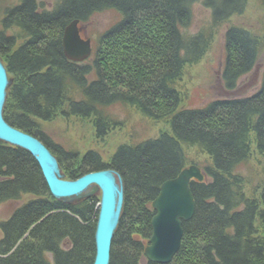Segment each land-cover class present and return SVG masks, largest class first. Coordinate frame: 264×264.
Returning <instances> with one entry per match:
<instances>
[{
	"label": "trees",
	"instance_id": "trees-1",
	"mask_svg": "<svg viewBox=\"0 0 264 264\" xmlns=\"http://www.w3.org/2000/svg\"><path fill=\"white\" fill-rule=\"evenodd\" d=\"M39 2V3H38ZM193 0H60L45 13L40 0H22L0 19V58L10 86L6 122L43 143L69 181L104 170L124 183V206L111 249L110 264H155L145 257L152 236L151 209L161 186L189 167L186 148L206 157L202 182L193 181L196 202L183 224L179 253L170 264H264V180L249 191L239 168L256 154L264 159V77L252 96L216 100L203 109L183 107L178 85L187 66L207 53L212 32L187 35ZM214 26L243 14L246 0H205ZM115 10L123 19L108 31L114 52L77 65L62 50L64 30L78 20ZM13 32L11 35L7 34ZM223 82L233 91L252 72L264 40L243 28L225 35ZM130 60L132 69L108 73L107 62ZM114 105L135 108L144 117L164 121L170 131L158 138L122 145L109 161L94 150L65 149L46 134L44 123L63 119L90 121L98 140L120 126ZM22 202L1 222L0 264H93L99 201L71 203L50 193L36 159L0 141V205ZM180 258V259H178Z\"/></svg>",
	"mask_w": 264,
	"mask_h": 264
},
{
	"label": "rangeland",
	"instance_id": "rangeland-1",
	"mask_svg": "<svg viewBox=\"0 0 264 264\" xmlns=\"http://www.w3.org/2000/svg\"><path fill=\"white\" fill-rule=\"evenodd\" d=\"M21 1L0 0V19L4 17L7 10L19 5ZM193 1L190 25L188 28L182 29V31L187 35L212 32L213 37L204 57L200 62L187 66L184 76L179 82L178 87L183 94V107L188 109H203L216 100L252 96L262 86L264 77V50L260 54L252 72L242 77L238 87L230 91L224 86L222 78L226 63L225 35L227 30L234 26L256 34L264 40V0H246V8L243 14L232 15L229 20L217 27L214 26L213 11L205 5V0ZM41 2L44 3L45 13L54 11L60 4V0H40ZM122 19L123 16L121 13L115 10H108L94 14L87 23H81L79 21L78 27L81 29V38L84 41L91 42L92 53L86 61L73 63L81 65L95 60L99 55L117 53L111 47L110 40L113 37H110L109 40H104L103 38ZM69 26L65 28L64 33ZM12 33L9 32L7 34L11 35ZM127 60L118 61L116 64L113 59L107 62L108 73L115 75L116 72H119L121 70L117 67L119 63H121L123 68L129 66L132 61L130 60L126 63ZM131 65L129 68L132 69L134 66ZM110 112L120 123V126L103 140L96 138V132L90 121H79L73 118L63 119L62 116L58 115L52 122L44 123L43 126L46 134L55 143L65 147V149H76L83 154L88 150H94L99 152L105 161H109L122 145H133L146 140H153L158 138L162 133L170 131V125L168 123L148 119L130 106L114 105L110 108ZM185 150L188 156L189 167L199 164L202 169L207 165L206 157L199 153L197 149L186 148ZM239 172L247 178L250 184L249 191L252 190V187L257 186L260 181L264 180V159L254 154L247 164L239 168ZM61 175L65 180H68L62 173ZM88 194L96 198L99 201L98 205L100 204L101 190L97 186L91 187ZM21 205L22 202H7L1 204L0 224L7 220L12 212ZM98 205L96 207L97 210H99ZM151 209L154 211L152 206ZM137 231L141 234L140 240H144L145 244L147 243V246H149L151 238L149 239V232L145 230L144 225L140 226ZM1 239L2 232L0 229Z\"/></svg>",
	"mask_w": 264,
	"mask_h": 264
},
{
	"label": "water",
	"instance_id": "water-1",
	"mask_svg": "<svg viewBox=\"0 0 264 264\" xmlns=\"http://www.w3.org/2000/svg\"><path fill=\"white\" fill-rule=\"evenodd\" d=\"M79 21L72 23L63 37V51L71 62H84L92 53L91 42L82 40ZM10 80L0 58V141L29 152L37 161L51 195L58 201L71 203L88 194L91 187L101 190L99 215L95 233L93 264H110L111 249L124 206V183L113 170L86 174L75 181L65 180L60 165L47 147L33 136L10 126L4 118V107ZM203 172L196 166L184 169L177 178L165 182L152 207V236L145 257L155 264H170L180 251L184 237L183 224L192 220L196 202L191 190L192 181L202 182Z\"/></svg>",
	"mask_w": 264,
	"mask_h": 264
},
{
	"label": "bare ground",
	"instance_id": "bare-ground-1",
	"mask_svg": "<svg viewBox=\"0 0 264 264\" xmlns=\"http://www.w3.org/2000/svg\"><path fill=\"white\" fill-rule=\"evenodd\" d=\"M79 31H81V29L78 27ZM81 33V32H80ZM63 40V39H62ZM83 40V39H82ZM182 172V171H181ZM179 176V175H178ZM193 182V181H192Z\"/></svg>",
	"mask_w": 264,
	"mask_h": 264
},
{
	"label": "flooded vegetation",
	"instance_id": "flooded-vegetation-1",
	"mask_svg": "<svg viewBox=\"0 0 264 264\" xmlns=\"http://www.w3.org/2000/svg\"><path fill=\"white\" fill-rule=\"evenodd\" d=\"M81 36V35H80Z\"/></svg>",
	"mask_w": 264,
	"mask_h": 264
}]
</instances>
